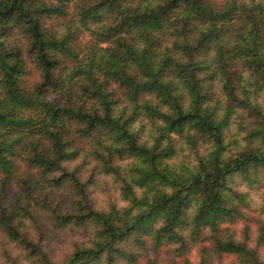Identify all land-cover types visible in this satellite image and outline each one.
Listing matches in <instances>:
<instances>
[{"label": "trees", "instance_id": "trees-1", "mask_svg": "<svg viewBox=\"0 0 264 264\" xmlns=\"http://www.w3.org/2000/svg\"><path fill=\"white\" fill-rule=\"evenodd\" d=\"M0 264H264V0H0Z\"/></svg>", "mask_w": 264, "mask_h": 264}, {"label": "rangeland", "instance_id": "rangeland-1", "mask_svg": "<svg viewBox=\"0 0 264 264\" xmlns=\"http://www.w3.org/2000/svg\"><path fill=\"white\" fill-rule=\"evenodd\" d=\"M191 260L195 261V254L194 253H192V255H191Z\"/></svg>", "mask_w": 264, "mask_h": 264}]
</instances>
